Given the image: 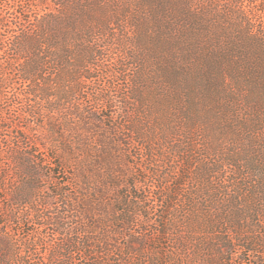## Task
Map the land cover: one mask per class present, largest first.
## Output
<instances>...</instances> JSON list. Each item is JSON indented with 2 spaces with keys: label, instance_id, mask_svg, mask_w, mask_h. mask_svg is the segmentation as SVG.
Returning <instances> with one entry per match:
<instances>
[{
  "label": "trees",
  "instance_id": "trees-1",
  "mask_svg": "<svg viewBox=\"0 0 264 264\" xmlns=\"http://www.w3.org/2000/svg\"><path fill=\"white\" fill-rule=\"evenodd\" d=\"M213 1L206 0L202 6L200 0H29L25 9L22 0L7 3L12 11L8 15L14 18L8 22L0 18V196H4L0 202V264H150L144 260L149 251L147 240L154 233L172 237L173 264H181L185 257L194 260L189 240L181 237L179 229L193 234L186 227L200 205L197 200L212 204L229 188L238 195L230 197V208L235 211H230L226 227L233 226L237 236L250 231V240L230 242L241 244L251 254L264 247V146L240 173L233 174L238 183L226 185L229 182L222 180L217 184L214 178L203 182L201 174L220 176L218 170H204L198 174L202 184L196 193L182 197L184 204L179 191L149 197L157 189L152 190L147 179H128L122 164L132 141L131 130L115 124L116 118L111 117L114 123L106 134L95 137L97 129L76 104L90 93L85 89L97 78L94 69L104 68L100 52L106 47L100 43L112 30V17H133L130 26L136 45H116L122 53L126 46L127 50L128 46L142 50L143 36L156 41L165 38L163 34L169 35L172 47L184 49L196 28L210 20L206 14L215 12ZM260 8L264 15V1ZM250 35L258 38L260 33L251 30ZM175 53L168 54L171 69L178 65ZM72 86L79 87V97ZM105 91L109 88L96 89L94 102L102 110L114 109V99ZM6 105L12 117L3 115L6 109L1 106ZM76 118L86 121V129L75 132ZM79 135L82 149L76 148ZM188 154L182 153L189 170L180 188L195 163ZM91 164L93 173L89 172ZM45 167L67 178L52 192V205L42 191ZM12 176L17 182L9 193ZM200 189L207 195H198ZM238 200L245 203L239 206ZM244 205L248 208L243 209ZM144 210L155 218L141 225ZM177 220L181 223L173 230ZM245 222L250 228H243ZM25 227L33 229L26 232ZM142 227L150 230L138 240L136 231Z\"/></svg>",
  "mask_w": 264,
  "mask_h": 264
},
{
  "label": "rangeland",
  "instance_id": "rangeland-1",
  "mask_svg": "<svg viewBox=\"0 0 264 264\" xmlns=\"http://www.w3.org/2000/svg\"><path fill=\"white\" fill-rule=\"evenodd\" d=\"M9 1L0 0V18L7 22L14 18L8 15ZM22 1L24 3L21 7L25 9L29 0ZM262 1L264 0L213 1L215 12L206 14L210 20L196 28L192 39H187L184 49L172 47L169 35L163 34L165 38L156 41L143 36L142 50L130 49V46L127 50L126 46V51L122 53L116 45H129L131 42L136 45V37L130 26L133 17H112V30L106 32L100 43L106 47L100 52L103 58L100 65L104 68L94 69L93 75L97 78L89 82L85 89V92L90 93L83 94L85 99L76 100V104L84 109L93 128L97 129L95 137L106 134V130L114 123L111 117L116 118L115 124L131 130L129 137L132 141L129 149L124 150L126 155L122 164L128 179H147L152 190L157 189L155 192L151 191L149 197L160 193L171 195L179 191L180 199H183L182 197L196 193L197 185H201L202 181L210 182L211 178L217 184L222 180L229 182L226 185L238 183L233 174L240 173L241 167H245L254 153L264 146ZM204 2L206 0H200L202 6ZM251 30H257L260 36L253 38ZM155 42L157 47H154ZM173 52L178 54L179 59L175 63L178 64L176 69H171L168 64V54ZM150 53L152 54L149 55ZM72 87L73 93L79 97V87ZM105 87L109 88L105 95L114 99V109L102 110L101 105L94 102L97 99L93 96L94 91ZM1 108L6 109L3 114L6 118L12 117L8 105ZM15 121L26 126L24 121ZM73 122L76 125L75 132L86 129V121L83 119L76 118ZM79 137L76 148L82 149L83 138L81 135ZM184 151L189 152V157L195 163L185 184L180 188L178 184L184 181L183 177L189 170L184 165L187 157L182 156ZM94 157L93 155V161ZM91 167L89 172L93 173L92 164ZM204 170H218L220 176L201 174L200 183L198 174ZM48 176L51 179L46 178ZM43 177V195L49 205H52V192H56L67 178L60 174L56 176V171L52 172L47 167L44 168ZM16 182V177L12 176L7 186L9 193L15 189ZM141 186L144 188V183ZM203 191L200 189L198 195H207ZM132 192L136 193L135 190ZM237 193L234 188H229L222 195H217V202L212 204L205 203L203 199L197 200L200 204L198 210L190 215L189 226L186 227L194 233L179 229L183 231L181 237L189 240V250L191 253L194 251L196 258L192 260L185 257L184 261H179L181 264H264V247H259L257 254H251L239 247L241 244L230 242L234 239L239 242L240 238L250 240L247 235L250 231H240L237 236L233 226L226 227L230 211H235L230 208V197L235 198ZM3 198L1 195L0 202ZM243 202L244 200L237 201L239 206ZM148 205L155 203L150 202ZM248 205L242 208L246 209ZM141 213L144 215L139 222L141 225L148 218H155L145 210ZM179 223L181 220L176 221L173 230L178 229ZM243 228L248 229L250 226L245 222ZM32 229L25 227L26 232ZM146 229L150 230V227L138 229L136 239L141 240ZM151 231L154 232L155 229ZM149 239V251L144 261H149L150 264H173V259H170L172 237H157L154 233Z\"/></svg>",
  "mask_w": 264,
  "mask_h": 264
}]
</instances>
